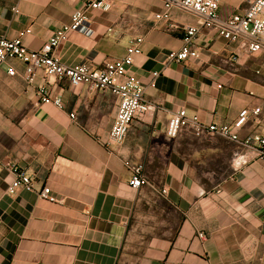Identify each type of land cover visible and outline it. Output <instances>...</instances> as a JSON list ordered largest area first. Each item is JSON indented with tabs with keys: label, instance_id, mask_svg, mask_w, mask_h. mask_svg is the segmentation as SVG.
<instances>
[{
	"label": "crops",
	"instance_id": "1",
	"mask_svg": "<svg viewBox=\"0 0 264 264\" xmlns=\"http://www.w3.org/2000/svg\"><path fill=\"white\" fill-rule=\"evenodd\" d=\"M92 1L0 0V36L29 30L22 43L39 50ZM109 1L108 11L85 10L89 31H67L54 55L67 66L99 69L140 38L128 72L144 85L151 109L106 149L97 138L116 112L110 93L74 89L40 71L28 88L21 63H9L14 76L0 66V264H264V160L236 166V143L166 136L181 108L204 125L259 109L238 134L264 135V55L249 56L243 39L229 43L201 29L194 59L167 61L182 46L183 27L200 20L176 10L169 22L156 21L160 0ZM244 7V0H220L219 14ZM42 86L61 109L40 103L35 90ZM124 161L142 165L145 185H128ZM6 163L25 171L34 190L7 194ZM42 187L56 202L38 198Z\"/></svg>",
	"mask_w": 264,
	"mask_h": 264
},
{
	"label": "built area",
	"instance_id": "2",
	"mask_svg": "<svg viewBox=\"0 0 264 264\" xmlns=\"http://www.w3.org/2000/svg\"><path fill=\"white\" fill-rule=\"evenodd\" d=\"M162 11L154 15L156 21L169 22L172 11H183L196 16L200 20L199 26H185L182 29V46L178 51H171L166 55V60L180 63L197 56L191 45L201 29L212 31L217 36L229 43L245 40L249 56L264 55V0H244L245 7L241 12L222 18L219 14L220 0H160ZM111 8L109 0H94L85 6V10L108 11ZM84 11H75L71 15L69 26L58 29L39 50L27 49L22 43V37L29 30L22 31L13 39L0 36V66H7L6 74L14 76L15 69L9 65L19 62L24 66L23 78L28 88L34 84L37 71L45 78L56 81L66 80L70 87L76 89L86 87L89 92H108L116 99V112L112 125L104 137H98V143L106 149L119 146L125 139L127 131L133 122H141L148 115L151 105L145 99V87L141 81L128 72L132 65L133 57L140 55L141 39L133 40L125 50V55L120 60L103 63L99 69H92L87 64L74 66L64 65L55 55L54 50L64 39L67 31L87 33L88 19ZM14 12H17L14 9ZM153 78L157 73L152 74ZM154 87V80L149 83ZM41 104H50L62 108L59 97L52 96L46 87L35 90ZM259 109L252 112L242 110L237 118L230 124L217 125L200 123L196 115H187L181 108L171 114L166 126V136L175 139L181 134H188L194 139L219 138L230 143L238 144L241 149L233 154L236 166L244 165L256 160H264V135L250 134L243 139L239 137V130L246 123L248 115H256ZM70 119H75L73 113ZM129 171L128 185L138 189L146 184L143 176V167L129 161L123 162ZM6 168L12 180L7 187V194L12 195L18 190L31 192L34 190V181L25 171L15 164L6 163ZM166 190L162 189L161 194ZM40 200L50 203L56 202L51 196L48 187L38 190ZM202 238V234H199Z\"/></svg>",
	"mask_w": 264,
	"mask_h": 264
}]
</instances>
